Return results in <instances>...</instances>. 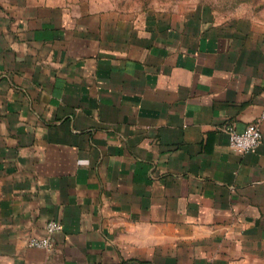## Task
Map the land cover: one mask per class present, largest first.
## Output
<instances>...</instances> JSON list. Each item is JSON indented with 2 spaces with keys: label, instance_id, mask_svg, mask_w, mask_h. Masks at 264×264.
I'll return each mask as SVG.
<instances>
[{
  "label": "crops",
  "instance_id": "0c3cea01",
  "mask_svg": "<svg viewBox=\"0 0 264 264\" xmlns=\"http://www.w3.org/2000/svg\"><path fill=\"white\" fill-rule=\"evenodd\" d=\"M215 15L0 0V264H264V125L221 130L264 113V23Z\"/></svg>",
  "mask_w": 264,
  "mask_h": 264
},
{
  "label": "rangeland",
  "instance_id": "374dc122",
  "mask_svg": "<svg viewBox=\"0 0 264 264\" xmlns=\"http://www.w3.org/2000/svg\"><path fill=\"white\" fill-rule=\"evenodd\" d=\"M123 2L126 7L141 9L143 14L170 16L175 20L194 15L198 9L205 8L208 16L230 18L240 16L253 17L264 23V0H114ZM213 13V14H212Z\"/></svg>",
  "mask_w": 264,
  "mask_h": 264
},
{
  "label": "built area",
  "instance_id": "2783aa9c",
  "mask_svg": "<svg viewBox=\"0 0 264 264\" xmlns=\"http://www.w3.org/2000/svg\"><path fill=\"white\" fill-rule=\"evenodd\" d=\"M263 125L264 113L249 124L243 132H238L232 126L222 127L221 130L229 136V145L232 150L246 154L255 152L261 146L263 142ZM62 230V224L50 221L46 225V235L32 236L28 241L29 246L50 249L54 244V235Z\"/></svg>",
  "mask_w": 264,
  "mask_h": 264
}]
</instances>
